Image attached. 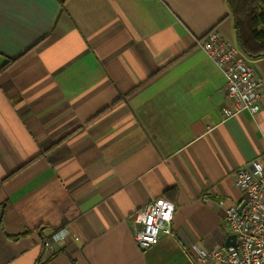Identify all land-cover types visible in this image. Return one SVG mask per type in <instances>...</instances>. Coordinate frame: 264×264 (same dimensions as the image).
Instances as JSON below:
<instances>
[{
  "label": "crops",
  "instance_id": "0c3cea01",
  "mask_svg": "<svg viewBox=\"0 0 264 264\" xmlns=\"http://www.w3.org/2000/svg\"><path fill=\"white\" fill-rule=\"evenodd\" d=\"M212 28L236 43L227 0H0V264H193L192 244H225L264 98L225 117ZM158 196L174 233L142 249L129 220Z\"/></svg>",
  "mask_w": 264,
  "mask_h": 264
},
{
  "label": "built area",
  "instance_id": "2783aa9c",
  "mask_svg": "<svg viewBox=\"0 0 264 264\" xmlns=\"http://www.w3.org/2000/svg\"><path fill=\"white\" fill-rule=\"evenodd\" d=\"M198 43L226 76L225 117L244 110L256 114L264 98V79L255 73L248 56L218 28L210 29ZM235 183L243 191L245 205L242 209L240 205L227 207L223 224L226 236H235V244L205 247L194 243L193 264H264V156L241 166ZM175 210L173 202L158 196L133 212L129 221L140 248L157 244L164 235H173ZM63 237L56 233L46 238L44 247H53V241Z\"/></svg>",
  "mask_w": 264,
  "mask_h": 264
},
{
  "label": "trees",
  "instance_id": "16d2710c",
  "mask_svg": "<svg viewBox=\"0 0 264 264\" xmlns=\"http://www.w3.org/2000/svg\"><path fill=\"white\" fill-rule=\"evenodd\" d=\"M227 2L234 16L236 44L240 50L251 58L264 55V0Z\"/></svg>",
  "mask_w": 264,
  "mask_h": 264
},
{
  "label": "water",
  "instance_id": "95a60500",
  "mask_svg": "<svg viewBox=\"0 0 264 264\" xmlns=\"http://www.w3.org/2000/svg\"><path fill=\"white\" fill-rule=\"evenodd\" d=\"M245 205V202L243 201L241 204H240V209H242V207ZM226 245H230V244H235V236L234 235H229L226 237V242H225Z\"/></svg>",
  "mask_w": 264,
  "mask_h": 264
},
{
  "label": "rangeland",
  "instance_id": "374dc122",
  "mask_svg": "<svg viewBox=\"0 0 264 264\" xmlns=\"http://www.w3.org/2000/svg\"><path fill=\"white\" fill-rule=\"evenodd\" d=\"M56 233H58V231H55L54 234H56ZM54 234H53L52 236H54ZM45 239H46V237L42 239V240H43V241H42L43 246H44V241H45ZM55 240H56V239H55ZM54 245H55V241H53V247H52V245H51V247L49 248V251H51L52 254H53L54 252H56V248H54Z\"/></svg>",
  "mask_w": 264,
  "mask_h": 264
}]
</instances>
